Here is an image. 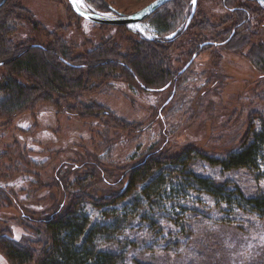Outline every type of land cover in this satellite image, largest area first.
Here are the masks:
<instances>
[{
	"label": "rangeland",
	"instance_id": "obj_1",
	"mask_svg": "<svg viewBox=\"0 0 264 264\" xmlns=\"http://www.w3.org/2000/svg\"><path fill=\"white\" fill-rule=\"evenodd\" d=\"M153 1L83 0L82 8L116 16L139 11ZM223 1L197 0L188 23L194 20L191 28L186 31L187 24L180 30L186 10L176 28L167 33H160L151 20L160 7L133 25H104L79 17L68 0H6L2 4L8 2L4 10H9L18 2L30 16L20 10L10 16L15 32L7 37L15 43L47 46L59 38L80 55L100 50L104 41L127 53L134 41L168 43L182 32L185 35L173 45V59L181 62L173 65L185 73L177 83L160 90L116 78L108 84L95 83L92 92L83 93L114 116L116 120L109 121L114 127L115 122L128 124L123 129L120 124L106 128L100 120L77 118L63 107L58 111L56 103L45 100H40L34 112L19 113L10 121L0 112V239L38 248L40 222L74 201L67 197L70 191L75 194L83 189L85 194L75 200L93 222L113 221L112 214L127 219L119 235L104 245L122 255V264H264V214L229 204L190 182L185 190H171L169 198L161 195L157 200L143 194L142 201L150 203L140 215L126 207L143 185H135L122 202L110 203L117 190H127L128 178L121 183L117 178L149 154L176 157L187 150L193 158L187 170L173 172V178L189 181L188 174L193 173L224 184L226 191L238 188L247 198L264 196V178L257 172L225 171L192 151L224 159L240 150L245 140L250 142L264 122V71L260 69L264 2L227 0L225 5ZM237 13L248 16L239 30L245 43L238 49L210 46L192 61L190 55L180 54L190 48L191 34L195 43L218 42L207 33L199 36L200 31L194 29L199 18L227 32L240 23ZM233 39L231 45L238 41ZM19 81L31 88L32 82L25 77ZM53 177L59 179L55 185L50 183ZM0 264H12L2 249Z\"/></svg>",
	"mask_w": 264,
	"mask_h": 264
},
{
	"label": "trees",
	"instance_id": "obj_2",
	"mask_svg": "<svg viewBox=\"0 0 264 264\" xmlns=\"http://www.w3.org/2000/svg\"><path fill=\"white\" fill-rule=\"evenodd\" d=\"M226 1H223L225 5ZM7 4L8 2L0 7V70H4L0 77V98H2L0 112L9 121L19 113L34 112L35 106L41 103L40 100H45L56 103L58 111L63 107L77 118L100 120L106 128H119L116 125L120 124V128L123 129L128 124L123 121L115 122L114 127L109 123L110 120H116L114 116L103 110L94 99L83 97V93L92 92L95 83L108 84L116 78H122L132 86H137L136 82L146 89L160 90L167 85L170 87L174 82L177 83L180 76L185 73V71L175 69L173 65L181 62L178 57V59H173L175 50L173 45L182 38L184 34L182 32L168 43L145 38L141 41H134L127 53L121 52L117 44L104 41L100 50L80 55L59 38H56L55 44L49 42L47 46L15 43L7 37L9 33L15 32L10 16L12 14L17 16L14 12L19 10L24 13L26 11L18 2L14 3L11 9L4 10ZM191 6L192 0H174L151 15L152 23L160 33L171 32L176 28L175 24L179 22L178 19L183 16L184 11L188 10L185 22L180 28V30H185L189 25H187V19ZM237 15L240 23H234L231 30L227 32H225L226 28L222 31L221 28L216 30V26L213 27L204 17L199 18L194 25V29H198L201 33L199 36L207 33L215 36L218 42L196 41L195 43V35H190L189 32L186 35H190L189 40L187 39L190 48L183 49L180 54L190 55L191 60L195 54L197 55L210 46L238 49L245 43L246 38L240 35L239 30L247 23L248 16L244 13H237ZM242 15L244 18L241 19ZM193 21L186 31L191 28ZM231 21L233 22V19ZM134 34L139 35L137 32ZM234 37L238 38V41L235 40V43L231 45ZM262 54L264 60V50ZM261 64L260 69L264 71V61H261ZM20 77H25L32 82L30 89L19 81ZM32 91L36 92V96L30 94ZM192 151L196 156L207 160L212 165L221 166L225 171L251 169L264 178V122L259 131L253 132L250 142L245 140L240 150L230 153L224 159L210 157L201 151ZM155 153L158 154V152L149 154L142 162L131 167L123 177L117 178L119 183L128 178L127 190L122 192L117 190L111 195L110 203L122 202L131 194L135 185H143L141 191L134 193L131 205L126 207L129 211L140 215L139 212L147 209L150 203L148 199L145 203L142 201L143 194L154 196L157 200L161 195L169 198L171 190L181 188L185 190L190 182L216 198L224 199L223 201L229 204L245 205L264 214V196L247 198L238 188L232 192L226 191L224 184L193 173L188 174L189 181L173 178V172L187 170L188 163L193 158L189 150L176 157L157 156ZM58 180L53 177L51 185H55ZM82 191L83 189L75 194L70 191L67 197L73 198L74 201L62 210L54 211L53 217L40 222L41 227L37 231L38 240L36 241L38 248L10 238L0 239V249L4 251L8 260L12 264H122V255L108 250L104 245L119 235L123 227L122 223L127 222V219L112 214L113 221L93 222L86 211L81 208L79 200H75L85 194ZM145 215L146 211L142 216L145 217Z\"/></svg>",
	"mask_w": 264,
	"mask_h": 264
},
{
	"label": "water",
	"instance_id": "obj_3",
	"mask_svg": "<svg viewBox=\"0 0 264 264\" xmlns=\"http://www.w3.org/2000/svg\"><path fill=\"white\" fill-rule=\"evenodd\" d=\"M5 1L6 0H2V2L0 3V6ZM171 1H174V0H154L152 3L147 5L145 8L139 11H136L134 13L126 14V15L117 13L116 16H111L107 14L96 13L93 11H87L80 6H74L73 0H68L71 9L79 17L87 21H90L92 23H95V24H104V25H133V24L139 23L142 20H144L146 17H148L150 14H152L159 7ZM249 1H253V0H249ZM255 1L264 2V0H255ZM196 7H197V0H192V10L188 18L187 24L191 21L195 13ZM189 64L190 63H187L185 68H187Z\"/></svg>",
	"mask_w": 264,
	"mask_h": 264
},
{
	"label": "snow or ice",
	"instance_id": "obj_4",
	"mask_svg": "<svg viewBox=\"0 0 264 264\" xmlns=\"http://www.w3.org/2000/svg\"><path fill=\"white\" fill-rule=\"evenodd\" d=\"M74 6L83 7V0H73Z\"/></svg>",
	"mask_w": 264,
	"mask_h": 264
}]
</instances>
